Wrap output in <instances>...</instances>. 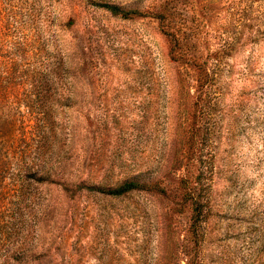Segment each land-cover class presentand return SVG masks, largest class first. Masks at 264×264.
Listing matches in <instances>:
<instances>
[{
	"label": "rangeland",
	"instance_id": "obj_1",
	"mask_svg": "<svg viewBox=\"0 0 264 264\" xmlns=\"http://www.w3.org/2000/svg\"><path fill=\"white\" fill-rule=\"evenodd\" d=\"M95 1L142 14L116 17L90 0H0L5 155L29 162L23 133L39 117L62 147L51 157L55 183L30 187L29 253L13 264H185L195 251L199 264H264V0ZM197 65L210 84L200 97ZM199 164L205 219L193 247L181 179ZM17 170L0 180L1 231ZM139 174L166 192L68 197L59 184Z\"/></svg>",
	"mask_w": 264,
	"mask_h": 264
},
{
	"label": "trees",
	"instance_id": "obj_2",
	"mask_svg": "<svg viewBox=\"0 0 264 264\" xmlns=\"http://www.w3.org/2000/svg\"><path fill=\"white\" fill-rule=\"evenodd\" d=\"M91 4L107 10L111 15L120 18H130L136 14H142L138 9L125 8L116 3L109 1H95L90 0ZM153 17L158 18L160 21L165 20V16L160 13H152ZM169 36H172V41L177 43L174 39V34L169 31H164ZM189 62V61H188ZM195 65V61H193ZM205 63V62H204ZM203 63V64H204ZM198 69L203 72L200 76V80L197 84V90L199 91L198 97L202 94L209 93V79L203 65H199ZM201 94V95H200ZM201 104V102H200ZM39 112V111H38ZM42 120L48 117V111L42 114ZM1 119V116H0ZM7 122L0 120V180H3L6 173H8L12 168L18 169L15 173L14 180L16 181L17 187L12 197L15 199L11 204L13 208L11 209V215L8 221H3L7 228L4 231L0 230V237L3 239V243L9 246L11 249L10 253H0V259L4 256L5 261L11 260L12 264L16 260H23L25 256L29 253L28 244L31 242L29 230L25 232L23 223L25 222L24 216L26 212L25 209L29 202L31 185L35 182L40 183H55L54 179L51 178L53 163L51 162V157L54 161H58L61 155L62 147L55 149L52 138H55V133L49 130L47 125L40 123L39 119L35 120L34 123L27 125L25 132L23 133V142L25 146L23 147V153L26 155L29 162L22 163L21 159H16L14 161H9L8 155H5L9 151L10 145H7L8 132L5 130V124ZM8 126L13 127V124L8 123ZM14 128L11 129L13 131ZM191 150L193 148L191 147ZM192 152V151H191ZM201 155L196 158L197 162H201ZM32 161V162H31ZM207 170L200 166V164L195 168L193 179L182 178V199L190 208L188 234L190 235V240L193 243V247H197L201 240V224L205 219L204 207L205 201L203 199L204 190V176ZM61 189L68 197H74L82 193L88 194H99L104 197H123L130 194L133 191L138 190H156L159 193H165L166 189L164 186H160L157 180L150 179L148 175L139 174L134 176H127L122 180H117L113 183L99 182L81 179L74 182H68L67 179H63L60 183ZM5 194L2 186L0 185V213L2 212L3 199L2 196ZM8 198V197H7ZM46 210L44 206L43 211ZM0 218V222H2ZM13 249V250H12ZM8 250V249H7ZM9 252V251H7ZM32 255V254H31ZM185 264H199L198 255L195 252L190 253Z\"/></svg>",
	"mask_w": 264,
	"mask_h": 264
}]
</instances>
